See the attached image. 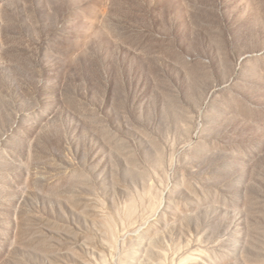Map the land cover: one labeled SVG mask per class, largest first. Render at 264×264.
Returning a JSON list of instances; mask_svg holds the SVG:
<instances>
[{
	"label": "rangeland",
	"instance_id": "374dc122",
	"mask_svg": "<svg viewBox=\"0 0 264 264\" xmlns=\"http://www.w3.org/2000/svg\"><path fill=\"white\" fill-rule=\"evenodd\" d=\"M0 264H264V0H0Z\"/></svg>",
	"mask_w": 264,
	"mask_h": 264
}]
</instances>
